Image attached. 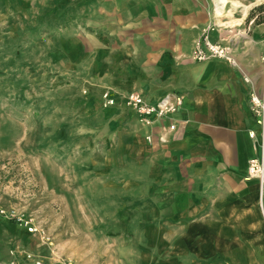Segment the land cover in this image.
I'll use <instances>...</instances> for the list:
<instances>
[{
  "label": "crops",
  "instance_id": "1",
  "mask_svg": "<svg viewBox=\"0 0 264 264\" xmlns=\"http://www.w3.org/2000/svg\"><path fill=\"white\" fill-rule=\"evenodd\" d=\"M263 2L227 0L219 13L216 0H92L96 80L119 95L137 90L151 103L182 97L171 118L148 126L121 100L109 110L136 144L137 162L150 163L136 181L138 192H148L139 207L158 217L145 238L156 246L153 260L143 250L130 263L111 255L104 264H187L193 257L241 264L255 243L264 245V201L258 182L246 178L248 160L260 153L249 137L260 133L249 98L264 94V20L255 23L249 13ZM205 29L231 49L236 65L192 58ZM162 226H169L164 233Z\"/></svg>",
  "mask_w": 264,
  "mask_h": 264
},
{
  "label": "rangeland",
  "instance_id": "2",
  "mask_svg": "<svg viewBox=\"0 0 264 264\" xmlns=\"http://www.w3.org/2000/svg\"><path fill=\"white\" fill-rule=\"evenodd\" d=\"M94 8L0 0V264H104L111 255L130 263L143 250L153 260L145 238L158 215L139 207L148 192L136 185L150 163L137 162L136 144L102 103L106 84L91 67ZM257 243L241 264H264ZM200 259L187 264H231Z\"/></svg>",
  "mask_w": 264,
  "mask_h": 264
},
{
  "label": "built area",
  "instance_id": "3",
  "mask_svg": "<svg viewBox=\"0 0 264 264\" xmlns=\"http://www.w3.org/2000/svg\"><path fill=\"white\" fill-rule=\"evenodd\" d=\"M218 4V0H216ZM192 58L197 61H204L209 58H218L227 61L231 65H236L231 49L221 43L212 41L205 29L200 38L194 43ZM264 61V54L262 56ZM248 81L247 78H245ZM117 94L110 88L101 94L102 103L105 107L113 106L118 100ZM122 101L130 108L142 124L152 125L156 119L171 118L180 108L182 97L179 94H169L159 101L151 103L145 100L143 95L137 90H130L121 95ZM251 113L255 117L260 127L259 135L253 131L249 132V137L258 140L259 155L248 160L247 179H255L259 184L260 194L264 192V94L252 92L249 98ZM175 124L170 123L169 128L174 129Z\"/></svg>",
  "mask_w": 264,
  "mask_h": 264
},
{
  "label": "trees",
  "instance_id": "4",
  "mask_svg": "<svg viewBox=\"0 0 264 264\" xmlns=\"http://www.w3.org/2000/svg\"><path fill=\"white\" fill-rule=\"evenodd\" d=\"M249 17H254L255 23H260L264 20V2L255 6L249 13Z\"/></svg>",
  "mask_w": 264,
  "mask_h": 264
},
{
  "label": "bare ground",
  "instance_id": "5",
  "mask_svg": "<svg viewBox=\"0 0 264 264\" xmlns=\"http://www.w3.org/2000/svg\"><path fill=\"white\" fill-rule=\"evenodd\" d=\"M226 2H227V0H218V8H219L218 9L219 10L218 12L219 13H221V8H223L225 6ZM123 104L125 105L124 102H123ZM144 125L148 126L147 124H144ZM259 194H260V190H259ZM261 199H262V201H264V192L261 195Z\"/></svg>",
  "mask_w": 264,
  "mask_h": 264
}]
</instances>
